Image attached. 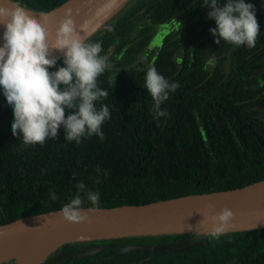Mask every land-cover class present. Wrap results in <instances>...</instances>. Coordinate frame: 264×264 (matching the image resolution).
<instances>
[{"label":"trees","instance_id":"1","mask_svg":"<svg viewBox=\"0 0 264 264\" xmlns=\"http://www.w3.org/2000/svg\"><path fill=\"white\" fill-rule=\"evenodd\" d=\"M65 1L18 0L37 12ZM202 3L130 0L89 38L102 44L101 55L112 64L97 81L108 96L96 106L105 104L111 113L101 126L103 141L93 135L79 144L67 142L61 127L56 139L24 146L11 134L13 111L0 90V224L62 207L75 196L79 182L100 194V207H115L264 180V0H245L253 5L260 28L251 49L214 43L209 29L215 21L206 18L210 9ZM173 22L154 54L150 43L156 29ZM176 50L181 54L177 60ZM62 60L49 71L63 67ZM150 66L179 84L161 106L169 116L159 125L143 88ZM49 191L59 199L49 200ZM90 206L86 201L84 207ZM41 264H264V229L218 239L82 238L60 245Z\"/></svg>","mask_w":264,"mask_h":264},{"label":"clouds","instance_id":"2","mask_svg":"<svg viewBox=\"0 0 264 264\" xmlns=\"http://www.w3.org/2000/svg\"><path fill=\"white\" fill-rule=\"evenodd\" d=\"M201 6L210 9L206 18L215 21L216 27L209 29L214 43L255 47L260 28L252 4L245 0H226L223 4L219 0H203ZM72 17V10L66 9L50 39L48 13L32 14L18 0H7V6L0 3V25L5 29L4 43L0 46V90L13 111L11 134L24 146L43 145L47 139H56L61 127L67 142L79 144L82 138L93 135L101 141L105 139L101 126L111 118V113L107 105L100 104L97 108L96 104L107 98L108 91L98 87L97 81L112 64L107 55H101L102 44L91 42L83 34L84 26L78 28ZM106 31L112 32V26H106ZM50 50L63 55L64 66L54 72L49 69L57 61ZM178 87V83L169 82L154 66L147 69L143 88L151 97L150 111L157 125L161 118L169 116L161 106ZM97 172L109 174L99 168ZM94 182H101L99 175ZM75 188L70 202L55 211L69 224L84 223L90 214L100 211L98 192L89 190L83 182ZM47 197L51 201L59 199L55 191H49ZM86 201L90 207H84ZM201 215L204 219L199 225L207 224L206 234L212 239L234 228L231 209ZM4 235L0 231V237Z\"/></svg>","mask_w":264,"mask_h":264},{"label":"water","instance_id":"3","mask_svg":"<svg viewBox=\"0 0 264 264\" xmlns=\"http://www.w3.org/2000/svg\"><path fill=\"white\" fill-rule=\"evenodd\" d=\"M128 1L66 0L46 12L50 39L66 9L72 10L75 24L78 28L84 26L83 34L89 39ZM26 10L35 15L41 13ZM4 30L0 25V46L4 43ZM50 53L56 60L63 57L55 50ZM224 208L234 213V228L228 233L264 229V180L242 188L186 195L144 205L100 207V211L90 214L81 224L64 222L55 212L59 208L27 214L0 224V231L5 233L0 237V264L8 261L27 264L35 245L54 246L40 257L37 264H41L60 245L82 238L207 235V224L199 225L204 219L201 213L211 216ZM19 220L24 226L18 223Z\"/></svg>","mask_w":264,"mask_h":264},{"label":"flooded vegetation","instance_id":"4","mask_svg":"<svg viewBox=\"0 0 264 264\" xmlns=\"http://www.w3.org/2000/svg\"><path fill=\"white\" fill-rule=\"evenodd\" d=\"M173 25H174V22L170 23V24L163 25V26H159L156 29L155 35H154L153 39L151 40V43H152V41H154L156 39L158 41L159 45H156V43H154L155 45H151V43H150L152 49L155 51L154 54H156L158 52L159 48L161 47V45L163 43V39H164V34L165 35L169 34L171 32ZM168 26H171V28L169 30H167ZM174 57L176 60L181 58V54H180L179 50L175 51Z\"/></svg>","mask_w":264,"mask_h":264},{"label":"bare ground","instance_id":"5","mask_svg":"<svg viewBox=\"0 0 264 264\" xmlns=\"http://www.w3.org/2000/svg\"><path fill=\"white\" fill-rule=\"evenodd\" d=\"M0 3H4V5L7 6L6 0H0ZM53 247L54 246L49 244L35 245L30 252L27 264H37V262L40 260V257Z\"/></svg>","mask_w":264,"mask_h":264},{"label":"rangeland","instance_id":"6","mask_svg":"<svg viewBox=\"0 0 264 264\" xmlns=\"http://www.w3.org/2000/svg\"><path fill=\"white\" fill-rule=\"evenodd\" d=\"M171 28V26L167 27V30H169ZM161 41V40H160ZM154 43H156V45H159L158 41L155 39L154 41H152L151 45H155ZM264 91V90H263Z\"/></svg>","mask_w":264,"mask_h":264}]
</instances>
